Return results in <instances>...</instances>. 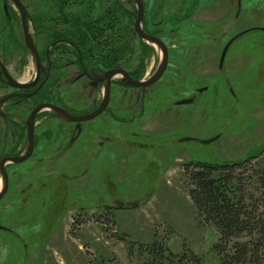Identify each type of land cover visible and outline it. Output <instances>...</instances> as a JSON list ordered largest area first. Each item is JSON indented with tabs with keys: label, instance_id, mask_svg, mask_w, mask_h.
Instances as JSON below:
<instances>
[{
	"label": "rangeland",
	"instance_id": "374dc122",
	"mask_svg": "<svg viewBox=\"0 0 264 264\" xmlns=\"http://www.w3.org/2000/svg\"><path fill=\"white\" fill-rule=\"evenodd\" d=\"M20 1L34 19L39 49L70 28L41 25L39 18L56 16V3L66 2L68 13L82 2ZM119 1H90L89 62L98 73L121 68L143 81L156 72L162 53L137 36L135 4ZM143 1V29L168 49L164 75L144 91L115 79L108 110L89 122L40 113L32 157L7 166L0 264H136L137 257L128 258L129 243L149 244L155 235L175 253L188 249L204 264H219L218 232L200 223L183 166L242 161L264 149V0H240V10L239 0ZM243 32L220 66L226 44ZM55 57L56 76L39 98L4 106L13 120L0 119V159L23 150L24 120L38 104H59L74 115L101 104L103 87L78 80L77 67L68 66L69 48ZM0 60L21 81L36 74L9 0H0ZM10 91L0 82V96Z\"/></svg>",
	"mask_w": 264,
	"mask_h": 264
},
{
	"label": "trees",
	"instance_id": "16d2710c",
	"mask_svg": "<svg viewBox=\"0 0 264 264\" xmlns=\"http://www.w3.org/2000/svg\"><path fill=\"white\" fill-rule=\"evenodd\" d=\"M183 173L200 223L218 232L219 264H264V149L237 162L186 164ZM127 254L136 264H204L191 250L173 252L156 235L149 244L130 242Z\"/></svg>",
	"mask_w": 264,
	"mask_h": 264
},
{
	"label": "flooded vegetation",
	"instance_id": "af4514ba",
	"mask_svg": "<svg viewBox=\"0 0 264 264\" xmlns=\"http://www.w3.org/2000/svg\"><path fill=\"white\" fill-rule=\"evenodd\" d=\"M69 1H72V0H69ZM90 1L91 0H82V2H78V3H75L74 2L70 6H72L74 8L77 6V7H79L80 10L78 9L77 10L78 12H77V11H75L76 10V8H75V9L69 10L68 13H66L65 10H64V8L67 6L66 5L67 4L66 2H64V3H56L55 8L53 9L57 13L56 16H55L54 13H52V15H51L52 17L49 18V16H50L49 13L50 12H47L46 16L44 15V16H42V17L39 18V21L38 22L41 25H44L43 22L50 21L53 24H61V23H63V26H66L65 24H67L70 27L68 29V32L66 31V28H64L63 30L57 31V29L55 27H53V29L55 30V32L57 31L56 32L57 38H55L52 41V44L51 45L47 46L44 49H39L38 46H37V43L35 42L34 38L32 37L31 23H32V21H34V19L31 18V16L29 15L26 7L23 5L25 7L26 12H27V25H28L29 33H30V35H31V37L33 39V42L35 44V47L37 49V54H38V58H35V56L29 50V48L27 47V45L25 43L28 53L31 54L32 57H33L34 64H35L36 74H35L34 78L31 79V80L21 81V80L15 78L10 73V71L6 67V65L0 60V64L2 66H4L6 72L13 79V81L15 83H18V84H21V85H31L28 88H14V87H12L11 85H9V82L7 81L6 76H5L3 70H2V68L0 66V82H2V85H4L5 87H7V88H9L11 90L9 93L0 96V119L5 120L7 122H10L11 120H13L12 115H10L9 113L7 114L4 111V106L6 105V103H9L10 102V103H13L14 106H16V105L21 104V102L24 101V100H30L32 98L33 99L39 98V97H37L38 93H41V91L44 89V87L49 83V80L51 79V77L53 79L56 76L57 67H59V64H58L59 61L56 60L55 53L58 50L60 51V49H62L64 46H67L69 48V56H70V58H69V64H68L69 68H75V67H77L76 70H72V73H74V71H77L79 73L78 74V80H83V79L86 78L87 81L91 85H93L94 87H97V86L100 87V88L103 87V98H104V94H105V83L99 82L98 80L107 71L104 72V73H98V72H96L91 67V65H90L89 56H88V52H87V49H88L87 48L88 47L87 43L89 42V39L91 37L90 34L87 32V29L89 28L88 24L90 23V19H91L90 18L91 17ZM116 1L117 2H120L119 0H116ZM130 1H132V3H134L135 6H136V12H135V24H136L137 19H138V15H139L138 14L139 6L133 0H130ZM141 1H142V4H143V11H144V13H143V20H142V29H143V22L145 20V6H144V3L145 2L143 0H141ZM13 5L15 6L14 3H13ZM16 9H17V7H16ZM18 12H19V10H18ZM19 14H20V12H19ZM20 17H21V15H20ZM36 21H37V19H36ZM68 26H66V27H68ZM134 29H135V27H134ZM22 30H23V28H22ZM143 31L147 35H151V36L157 37L155 35L149 34L144 29H143ZM23 35H24V33H23ZM137 36L139 37L138 34H137ZM158 39H160V38H158ZM24 42H25V39H24ZM116 69H121V68H116ZM113 70H115V69H113ZM108 71H110V70H108ZM118 78L119 77L114 78L112 80V83H111V92H112V86L114 85V81H115V79H118ZM120 84L122 86L131 88V87L127 86L125 84V82H120ZM147 88H149V87H147ZM147 88H131V89H142L144 91ZM111 92H110L109 104H110V100H111ZM103 98H102V101H103ZM102 101H101V103H102ZM41 104H52V105H55L57 107H60V108H62L64 110H66L69 114L74 115V113H72L70 110H68L67 108H65V107H63V106H61L59 104L56 105V104H53V103L44 102V103L38 104L37 106H39ZM109 104H108L106 110L103 113H105L108 110ZM100 105H98L97 108H95L94 110H92L89 113H92L95 110H97ZM36 107H34V109ZM32 111L30 112V115H31ZM46 111H48V110H46ZM89 113H87V114H89ZM30 115H29V117H30ZM39 115H40V113L36 115L35 121H34V137H33V146H34V148H33V153H34V150H35V124H36V120H37V118H38ZM83 115H85V114H83ZM74 116H78V115H74ZM79 116H82V115H79ZM29 117L28 118H25V120H24V123H25V130H24L25 147L23 148V150L20 153H17L16 155L6 156V157L0 159V162L3 159H5V158L19 157V156L25 155L27 153L28 147H29L28 123L27 122L29 120ZM70 124H81V123H70ZM33 153H32V155H33ZM32 155H31V157H32ZM14 164L15 163L7 162L5 164V166H4L5 171L7 172V166L14 165ZM8 178H9V174H8Z\"/></svg>",
	"mask_w": 264,
	"mask_h": 264
},
{
	"label": "water",
	"instance_id": "95a60500",
	"mask_svg": "<svg viewBox=\"0 0 264 264\" xmlns=\"http://www.w3.org/2000/svg\"><path fill=\"white\" fill-rule=\"evenodd\" d=\"M11 2H13L15 4V6L17 7V9L20 12L21 15V23H22V28H23V33H24V39H25V43L27 45V47L29 48V50L33 53V55L35 56V58H38V54H37V49L35 47V44L33 42V39L29 33V29H28V25H27V12L25 10V7L23 6L22 2L20 0H10ZM134 2L137 3V5L139 6V11H138V19L137 22L135 24V31L136 33L139 35V37L151 44V45H155L159 48V50L162 53V60L161 63L159 65V67L157 68L156 72L149 78H147L146 80L143 81H138L133 79L129 73H127L125 70L123 69H115V70H110L107 71L98 81L99 82H103L105 83V94H104V98L103 101L101 103V105L99 106V108L97 110H95L92 113L89 114H85L82 116H74L69 114L66 110L57 107L55 105L52 104H41L39 106H37L31 113L29 120H28V137H29V147H28V151L25 155L19 156V157H12V158H5L0 162V175L3 179V187L2 190L0 192V200L6 195L7 191H8V187H9V178H8V174L5 171V164L7 162H11V163H15V164H20L25 162L26 160H28L32 153H33V137H34V121H35V117L37 114L43 112V111H52L53 113H55L57 115L58 118L68 122V123H84V122H89L92 121L96 118H98L107 108L108 104H109V99H110V92H111V83L112 80L114 78L117 77H121L123 78L125 84L131 88H147V87H151L153 86L155 83H157L162 76L164 75L167 66H168V50L166 45L157 37L151 36V35H147L143 29H142V20H143V4L141 0H133ZM241 9V2L239 0V10ZM264 31V28L261 29ZM245 33L247 32H243L241 34H238L237 36H235L234 38H232L224 47L222 53H221V57H220V66L223 65L227 52L230 48V46L234 43L235 40H237L239 37L243 36ZM7 81L9 82V85H11L14 88H28L31 85H21L18 83H15L13 81V79L8 75V73L6 72L4 66H2L0 64ZM213 140H209V141H204V144H208L210 142H212Z\"/></svg>",
	"mask_w": 264,
	"mask_h": 264
},
{
	"label": "bare ground",
	"instance_id": "6f19581e",
	"mask_svg": "<svg viewBox=\"0 0 264 264\" xmlns=\"http://www.w3.org/2000/svg\"><path fill=\"white\" fill-rule=\"evenodd\" d=\"M79 116V115H78ZM211 143V142H210ZM1 178V177H0Z\"/></svg>",
	"mask_w": 264,
	"mask_h": 264
}]
</instances>
